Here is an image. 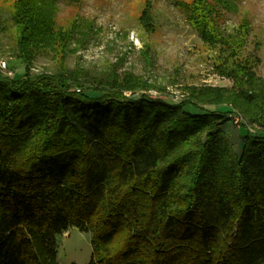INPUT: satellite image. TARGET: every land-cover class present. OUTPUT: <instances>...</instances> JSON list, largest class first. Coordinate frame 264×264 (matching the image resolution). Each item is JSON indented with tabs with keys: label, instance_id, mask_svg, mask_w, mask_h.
Masks as SVG:
<instances>
[{
	"label": "trees",
	"instance_id": "16d2710c",
	"mask_svg": "<svg viewBox=\"0 0 264 264\" xmlns=\"http://www.w3.org/2000/svg\"><path fill=\"white\" fill-rule=\"evenodd\" d=\"M59 1L15 0L11 15L25 72L0 76V264H60L70 227L92 232L88 264H264V78L260 44L244 54L250 21L221 24L236 1L185 4L234 82L185 85L177 102L127 96L150 87L130 71L64 65L79 29L58 26ZM57 51L59 66L32 71ZM238 112L257 126H239L240 151L221 128Z\"/></svg>",
	"mask_w": 264,
	"mask_h": 264
},
{
	"label": "rangeland",
	"instance_id": "374dc122",
	"mask_svg": "<svg viewBox=\"0 0 264 264\" xmlns=\"http://www.w3.org/2000/svg\"><path fill=\"white\" fill-rule=\"evenodd\" d=\"M153 4L152 31L147 30L140 16L147 2ZM193 0H60L57 24L70 29L78 26L72 50L63 58L71 69L99 74L113 69L130 71L143 78L150 87L126 91L127 96L181 100L185 85H233V78L220 74L214 66L216 53L209 48L188 20L185 4ZM237 10L225 13L223 28L231 30L242 20L251 23V34L244 54L260 44L257 74L264 78V0H235ZM15 0H0V76L18 78L24 65L17 59V31L12 22ZM61 53L40 55L33 72L54 70L61 64ZM6 62V67L3 66ZM213 109L214 107H209ZM238 122L235 121L236 117ZM233 121L221 128L240 151L244 127L256 130L239 112ZM60 264H88L92 258V232L70 227L57 235Z\"/></svg>",
	"mask_w": 264,
	"mask_h": 264
},
{
	"label": "built area",
	"instance_id": "2783aa9c",
	"mask_svg": "<svg viewBox=\"0 0 264 264\" xmlns=\"http://www.w3.org/2000/svg\"><path fill=\"white\" fill-rule=\"evenodd\" d=\"M3 66L6 67V62H3ZM235 117H236V116H235ZM238 118H239V117H236V118H235V121H236V122H238Z\"/></svg>",
	"mask_w": 264,
	"mask_h": 264
}]
</instances>
